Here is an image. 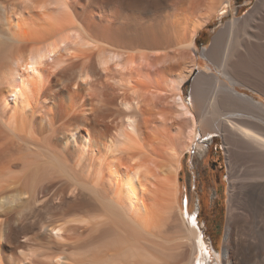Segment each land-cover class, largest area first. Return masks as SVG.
Segmentation results:
<instances>
[{
	"label": "bare ground",
	"instance_id": "6f19581e",
	"mask_svg": "<svg viewBox=\"0 0 264 264\" xmlns=\"http://www.w3.org/2000/svg\"><path fill=\"white\" fill-rule=\"evenodd\" d=\"M232 4L0 0V264H206L180 187L200 131L226 152L221 264H264V101L236 88L264 95V0L196 47Z\"/></svg>",
	"mask_w": 264,
	"mask_h": 264
},
{
	"label": "rangeland",
	"instance_id": "374dc122",
	"mask_svg": "<svg viewBox=\"0 0 264 264\" xmlns=\"http://www.w3.org/2000/svg\"><path fill=\"white\" fill-rule=\"evenodd\" d=\"M254 2L255 0H233L232 6L225 5L224 9L219 10L217 15L200 30L197 37V50L200 52V50H202L203 48H207L211 45L215 32H217L220 27L224 26V24L230 18V11L233 12L238 9L236 13L237 17L245 15L252 8ZM198 57L199 63L195 67L196 72L206 71L218 73L217 66L208 58L204 57L202 54H199ZM259 69L260 73L264 75L263 69ZM227 82L230 84L229 81ZM236 88L243 93L253 95L254 98L258 101H264V95L262 94L254 93L246 87L240 85H236ZM184 97H186L187 100L190 101L189 85L185 86ZM138 121L140 131L144 130L143 132L146 134V129L149 128L148 130L150 132H147V134L153 136V133L155 132V126L154 124H152V121H149L150 124L147 123V121H145L144 119H142V121L141 119H139ZM212 137L214 138H209V142L206 145L205 140L207 137H205L202 131H200L198 140L195 144L196 146H194L196 148L191 149L188 155L183 158V167L181 168L180 172L181 202H185V199L188 198L189 210L191 212L193 211V213H198L197 211H199L200 208V226L202 227L203 225L202 221H207L211 229L212 227H214L216 222L214 220L212 221V219L215 218V205L217 202L222 203V216L219 219L220 232L213 238L212 241L206 237H204L205 240L203 241L204 245H206L205 249L208 248L209 253L207 262H209V264H221L225 226L229 211V183L227 176L228 168L226 162V152L223 148V140L221 136L213 134ZM11 141L12 139L10 135L4 136L3 132L0 130V154H2V156L0 155L1 157L4 156V154L1 152L9 147ZM199 145H202V147L198 148ZM204 145L209 147L207 148ZM1 157L0 166L4 165V158L1 159ZM4 157L5 161H7L8 158L6 156ZM156 167L158 169H161L158 166Z\"/></svg>",
	"mask_w": 264,
	"mask_h": 264
},
{
	"label": "flooded vegetation",
	"instance_id": "af4514ba",
	"mask_svg": "<svg viewBox=\"0 0 264 264\" xmlns=\"http://www.w3.org/2000/svg\"><path fill=\"white\" fill-rule=\"evenodd\" d=\"M215 210H216L214 212L215 213V218L212 219V221L214 220L216 222H215L214 227H212V229H211L210 225H208V222L207 221H205V222L202 221V223H203L202 228L205 231V237L208 238V239H210L211 241L220 232L219 219L222 216V203L217 202L216 205H215ZM197 216H199V218H200V216H201V209L198 211ZM200 221H201V219H200ZM203 230H202V232H203ZM202 235H204V232H203Z\"/></svg>",
	"mask_w": 264,
	"mask_h": 264
},
{
	"label": "snow or ice",
	"instance_id": "6c2138e0",
	"mask_svg": "<svg viewBox=\"0 0 264 264\" xmlns=\"http://www.w3.org/2000/svg\"><path fill=\"white\" fill-rule=\"evenodd\" d=\"M41 59H43V57H41ZM31 68H32L33 71L35 70V66L34 65H32ZM192 219L195 220V217H192ZM60 231H61L60 229H55V232H56L57 235L60 234Z\"/></svg>",
	"mask_w": 264,
	"mask_h": 264
},
{
	"label": "trees",
	"instance_id": "16d2710c",
	"mask_svg": "<svg viewBox=\"0 0 264 264\" xmlns=\"http://www.w3.org/2000/svg\"><path fill=\"white\" fill-rule=\"evenodd\" d=\"M198 37V36H197ZM198 39V38H197Z\"/></svg>",
	"mask_w": 264,
	"mask_h": 264
}]
</instances>
